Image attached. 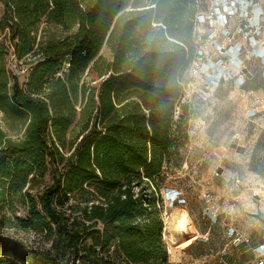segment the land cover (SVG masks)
<instances>
[{"label":"trees","instance_id":"1","mask_svg":"<svg viewBox=\"0 0 264 264\" xmlns=\"http://www.w3.org/2000/svg\"><path fill=\"white\" fill-rule=\"evenodd\" d=\"M0 3V37L18 60L37 56L22 86L0 79V110L27 118L16 140L0 130V195L26 200L29 223L56 237L32 249L0 236V264H168L154 200L186 137L193 0ZM43 23L64 35L39 43ZM47 174L37 200L25 195ZM70 197L79 216L59 209Z\"/></svg>","mask_w":264,"mask_h":264},{"label":"rangeland","instance_id":"2","mask_svg":"<svg viewBox=\"0 0 264 264\" xmlns=\"http://www.w3.org/2000/svg\"><path fill=\"white\" fill-rule=\"evenodd\" d=\"M63 35L58 27L44 23L36 32L39 43ZM260 35L255 36L257 42H238L237 37L235 42H204L209 67L195 76L186 70L183 74L180 104L189 106L186 137L163 167L164 176L154 200L168 264H255V249L264 244V57L257 52L264 51V32ZM1 40L4 71L0 79L6 76L10 84L16 74L22 86L29 62L37 56L18 60L10 43ZM100 54L110 55L105 46ZM215 72H225L226 77L212 84L209 79ZM179 113L178 108L174 118ZM26 119L25 115L0 110V130L16 140L22 136ZM50 182L47 174L42 181L27 186L25 195L37 200L38 193ZM77 204L70 197L59 209L79 216L77 210H70ZM180 209L187 212L192 226V232L185 235L176 233L170 221ZM28 220L26 200L0 195V236L32 249H49L55 235H47ZM98 228L102 229L101 225ZM193 235L196 238L190 244L178 247ZM90 244L86 239L82 245ZM63 246L57 242L59 255L64 252ZM102 256L115 261L111 252Z\"/></svg>","mask_w":264,"mask_h":264},{"label":"built area","instance_id":"3","mask_svg":"<svg viewBox=\"0 0 264 264\" xmlns=\"http://www.w3.org/2000/svg\"><path fill=\"white\" fill-rule=\"evenodd\" d=\"M192 7L193 53L186 67L190 76L204 73L211 63L207 61L204 42H235V37L239 38L238 42H257L255 36L264 32V0H193ZM257 52L264 57L263 50ZM206 74L211 75L210 72ZM225 77V72L220 75L215 72L209 80L212 84L220 83ZM255 264H264V244L255 249Z\"/></svg>","mask_w":264,"mask_h":264},{"label":"bare ground","instance_id":"4","mask_svg":"<svg viewBox=\"0 0 264 264\" xmlns=\"http://www.w3.org/2000/svg\"><path fill=\"white\" fill-rule=\"evenodd\" d=\"M168 195L171 197L173 194L168 192ZM170 221L172 223V229L176 233L185 235L192 232V226L190 224L188 214L184 209L175 211ZM194 238H196L195 235L189 237L183 243L179 244L178 247L183 248L187 246L194 240Z\"/></svg>","mask_w":264,"mask_h":264},{"label":"crops","instance_id":"5","mask_svg":"<svg viewBox=\"0 0 264 264\" xmlns=\"http://www.w3.org/2000/svg\"><path fill=\"white\" fill-rule=\"evenodd\" d=\"M264 243V242H263Z\"/></svg>","mask_w":264,"mask_h":264}]
</instances>
